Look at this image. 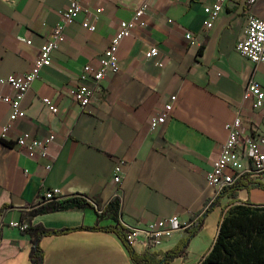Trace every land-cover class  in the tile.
I'll use <instances>...</instances> for the list:
<instances>
[{"label": "crops", "instance_id": "1", "mask_svg": "<svg viewBox=\"0 0 264 264\" xmlns=\"http://www.w3.org/2000/svg\"><path fill=\"white\" fill-rule=\"evenodd\" d=\"M70 3L0 0V78L31 68ZM81 4L83 12L66 28L67 41L25 92L21 107L26 116L16 122L6 141L1 126L11 107L0 101V264H31L30 236L18 223L24 210L54 188L62 196L82 193L103 204L119 196L122 221L128 226L174 214L192 219L213 206L191 240L188 255L168 263L196 264L216 238L223 207L233 199L227 193L216 196L207 179L228 137L227 124L241 115L250 127L247 133H264V113L244 100L250 80L264 86V63L255 64L235 47L245 35L250 13L264 19V0L250 8L246 0H228L210 29L205 28L203 4L196 0H81ZM141 6L146 11L143 22L117 50L119 72L103 80L93 101L82 107L70 91L78 83L93 85L92 79L80 78L84 66L98 65L120 22L132 19ZM85 18L96 24V31L83 26ZM187 33L193 38L187 39ZM154 46L160 53L148 59L146 52ZM0 91L10 89L0 85ZM46 97L57 103L58 113L45 105ZM171 100L167 121L153 130L151 117ZM22 132L37 137L54 134L49 156L32 158L21 151L13 138ZM121 161L125 174L118 185L113 173ZM237 199L264 203V190L242 189ZM24 220L49 229L75 228L44 237V264H133L115 233L79 228L95 225L93 209ZM110 223L108 219L100 225ZM186 235L187 231H177L157 247L135 249L166 251Z\"/></svg>", "mask_w": 264, "mask_h": 264}, {"label": "built area", "instance_id": "2", "mask_svg": "<svg viewBox=\"0 0 264 264\" xmlns=\"http://www.w3.org/2000/svg\"><path fill=\"white\" fill-rule=\"evenodd\" d=\"M196 1L203 4L206 14L204 21L206 29L214 26L228 3V0ZM246 2L250 8L257 0H246ZM82 12L81 0H71L70 5L61 12L59 24L53 28L51 36L40 48L31 68L22 73H14L7 78H0V85L8 86L10 89L9 93L0 91V101L7 102L11 107L6 122L1 126L2 140H8L16 122L26 116L25 110L21 107L25 92L40 76L42 69L53 63V52L67 41L66 28L75 22ZM145 14V8L141 6L134 12L132 19L122 20L116 34L111 38L109 46L100 56L98 65L86 64L84 66L80 78L84 81L92 79L93 85L78 83L70 91V96L78 101L82 107H86L93 101L95 94L101 88L103 80L109 75L119 72V59L117 56L119 45L125 37L131 35L133 30L143 22ZM82 24L89 31H96L97 29L96 24L88 18H85ZM186 38L192 39L193 34L187 33ZM27 42L31 43L30 40H27ZM235 47L240 54L255 64L264 63V19L250 13L245 35L239 39ZM159 53V48L154 46L146 52V57L148 59L156 58ZM157 64L159 66L163 65L161 62H157ZM244 100L250 104L252 109L261 110L264 113V86L254 79L250 80L246 86ZM43 102L52 112H59V107L52 98L46 97ZM172 108L173 102L171 100L165 104L162 111L151 117L150 125L153 130L167 121ZM227 129L228 137L222 146L221 153L213 161L212 168L207 174L209 183L216 189V196L246 175L253 181L264 182V133L259 130H255L252 134L247 133V131H250V127L245 125L241 115L229 122ZM55 140L56 136L54 134L37 137L29 132L18 133L13 138L16 146L32 158L48 157L50 145ZM124 174L125 162L121 161L115 167L114 182L118 185L122 184ZM59 195L60 190L58 188L47 189L43 198L48 199ZM191 223L190 218L185 219L180 214L159 217L141 225L128 226L127 239L134 247L142 246L146 250L152 249L159 246L163 240L172 237L175 232L187 231ZM1 225L0 222V228ZM18 226L23 230L28 227V223L19 222Z\"/></svg>", "mask_w": 264, "mask_h": 264}, {"label": "trees", "instance_id": "3", "mask_svg": "<svg viewBox=\"0 0 264 264\" xmlns=\"http://www.w3.org/2000/svg\"><path fill=\"white\" fill-rule=\"evenodd\" d=\"M264 190V182H256L243 176L232 186L222 191L233 199L222 210V219L218 233L209 249L202 255L196 264H264V203H255L251 200H238V192L242 189ZM121 199L115 196L106 204L98 199H91L87 194L77 193L69 196H54L42 198L24 210L20 222L51 212L93 209L97 214V221L93 226L79 227L93 230H103L115 233L126 247L133 264H168L180 257L188 255L191 240L202 230L205 219L213 206L192 217V223L187 228V235L172 248L166 251L138 252L127 239L128 225L122 221ZM110 219L112 223L100 225L103 220ZM75 228L49 229L43 224L33 225L23 231L30 236L31 250L29 259L31 264H44L45 251L42 240L45 236L63 233Z\"/></svg>", "mask_w": 264, "mask_h": 264}, {"label": "rangeland", "instance_id": "4", "mask_svg": "<svg viewBox=\"0 0 264 264\" xmlns=\"http://www.w3.org/2000/svg\"><path fill=\"white\" fill-rule=\"evenodd\" d=\"M252 195H254V193H252ZM191 259L194 260V259H196V258H195V257H194V258L192 257Z\"/></svg>", "mask_w": 264, "mask_h": 264}]
</instances>
